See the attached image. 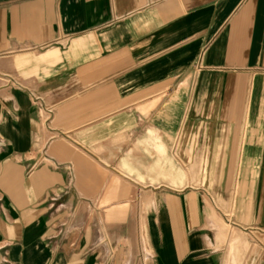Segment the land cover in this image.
<instances>
[{
	"label": "crops",
	"instance_id": "crops-1",
	"mask_svg": "<svg viewBox=\"0 0 264 264\" xmlns=\"http://www.w3.org/2000/svg\"><path fill=\"white\" fill-rule=\"evenodd\" d=\"M0 264H264V0H0Z\"/></svg>",
	"mask_w": 264,
	"mask_h": 264
},
{
	"label": "rangeland",
	"instance_id": "rangeland-1",
	"mask_svg": "<svg viewBox=\"0 0 264 264\" xmlns=\"http://www.w3.org/2000/svg\"><path fill=\"white\" fill-rule=\"evenodd\" d=\"M182 143H180V148L178 151V180H164L163 184H168L174 188H181L183 186H185L186 184H188V181L185 180V178L187 177V174H192L193 176L196 177H201L202 174L204 172L207 171V166L206 165H202V164H195L192 163L193 159H192V152L190 153L189 158L187 157L186 152L184 151V149L181 148ZM169 166L164 164L163 167V177H170V170H169ZM192 185L195 186H200V187H205L207 188L208 186L210 187H214L217 186V184L219 183L218 181H203V180H194V181H190L189 182Z\"/></svg>",
	"mask_w": 264,
	"mask_h": 264
}]
</instances>
